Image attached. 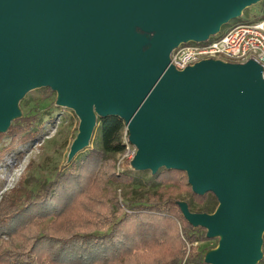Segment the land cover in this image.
<instances>
[{"label":"water","instance_id":"1","mask_svg":"<svg viewBox=\"0 0 264 264\" xmlns=\"http://www.w3.org/2000/svg\"><path fill=\"white\" fill-rule=\"evenodd\" d=\"M261 0H0V132L31 89L56 91L79 118L68 163L88 147L97 117L117 116L138 170L183 171L211 192L212 213L177 201L193 227L220 235L204 263L257 264L264 233V78L261 64L169 63Z\"/></svg>","mask_w":264,"mask_h":264},{"label":"trees","instance_id":"2","mask_svg":"<svg viewBox=\"0 0 264 264\" xmlns=\"http://www.w3.org/2000/svg\"><path fill=\"white\" fill-rule=\"evenodd\" d=\"M260 4L263 19L264 0ZM96 122L90 147L50 181L35 192L16 188L1 195L0 264H206L194 245L209 240L206 231L184 218L174 190L190 194L192 212L212 213L215 195H197L183 171L161 168L151 175L155 191L124 207L112 185L138 182L131 171L115 166V155L125 149V123L117 116ZM44 123L36 114L13 120L0 132V160L19 157V148L39 138Z\"/></svg>","mask_w":264,"mask_h":264},{"label":"rangeland","instance_id":"3","mask_svg":"<svg viewBox=\"0 0 264 264\" xmlns=\"http://www.w3.org/2000/svg\"><path fill=\"white\" fill-rule=\"evenodd\" d=\"M262 8L263 5L260 4V1L245 8L238 17L239 22H252L261 19ZM57 99L56 91L39 87L29 90L19 101L18 114L13 120L24 115L36 114L41 116L45 123L39 138L28 141L19 148L21 152L19 157L8 155L0 160V197L3 193L16 188L21 193L35 192L40 185L50 181L59 170L69 164L68 153L78 134L79 118L71 108L58 105ZM48 118L53 121L49 123ZM5 140L8 139L5 138ZM123 141L125 143L124 151L115 155L116 170H129L138 179V182L134 184H116L111 187L115 191L118 202L125 207L137 202L146 193L154 192L156 187L152 183V174L149 170L136 169L137 149L127 140L125 132ZM174 195L181 205L191 203L193 207L196 206L187 192L174 190ZM125 210L129 211L126 208ZM201 233L202 231H198V234ZM220 238L221 236L217 235L209 238L206 242H194V245H198L203 251L202 260H206L207 254L216 249ZM261 255L264 257V233Z\"/></svg>","mask_w":264,"mask_h":264},{"label":"built area","instance_id":"4","mask_svg":"<svg viewBox=\"0 0 264 264\" xmlns=\"http://www.w3.org/2000/svg\"><path fill=\"white\" fill-rule=\"evenodd\" d=\"M169 58L177 69L208 58L239 63L253 59L261 64L264 78V18L227 25L202 41L180 43Z\"/></svg>","mask_w":264,"mask_h":264}]
</instances>
